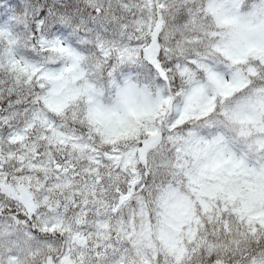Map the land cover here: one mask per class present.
<instances>
[{
    "label": "snow or ice",
    "instance_id": "1",
    "mask_svg": "<svg viewBox=\"0 0 264 264\" xmlns=\"http://www.w3.org/2000/svg\"><path fill=\"white\" fill-rule=\"evenodd\" d=\"M0 264H264V0H0Z\"/></svg>",
    "mask_w": 264,
    "mask_h": 264
}]
</instances>
